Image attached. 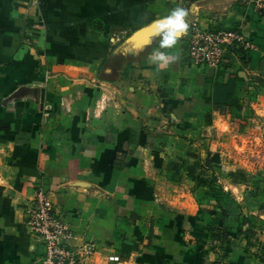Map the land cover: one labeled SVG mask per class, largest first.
<instances>
[{"label":"crops","instance_id":"0c3cea01","mask_svg":"<svg viewBox=\"0 0 264 264\" xmlns=\"http://www.w3.org/2000/svg\"><path fill=\"white\" fill-rule=\"evenodd\" d=\"M176 7L249 48L194 67L180 39L158 69L151 21ZM247 134L264 144V0H0V264H46L38 192L83 264H262L229 181Z\"/></svg>","mask_w":264,"mask_h":264},{"label":"built area","instance_id":"2783aa9c","mask_svg":"<svg viewBox=\"0 0 264 264\" xmlns=\"http://www.w3.org/2000/svg\"><path fill=\"white\" fill-rule=\"evenodd\" d=\"M182 58L191 66L218 68L233 52L245 51L248 42L238 31L205 30L190 24L181 37ZM46 196L38 192L27 210L26 224L43 243L46 264H76L75 253L61 246L71 237L69 227L56 219Z\"/></svg>","mask_w":264,"mask_h":264},{"label":"rangeland","instance_id":"374dc122","mask_svg":"<svg viewBox=\"0 0 264 264\" xmlns=\"http://www.w3.org/2000/svg\"><path fill=\"white\" fill-rule=\"evenodd\" d=\"M253 135L254 134H247L244 137H242L240 140H236L237 141L236 145L239 146L238 151H240V154L242 156L241 161L247 162L245 165L241 163V165L246 167L245 168L246 170L244 171L239 170L241 176L239 177L233 176V178L230 177L229 181L233 185L232 189L236 187L238 190V191L234 190L235 194H238L239 191L244 190L243 188V186H245L244 183H247L248 185L246 186L249 187L248 191L246 192V194L248 195L247 198H252L249 196L254 197L253 202L247 203V207L243 208L246 209V212L249 213L248 215L251 217L250 221L248 222L249 229L247 230V236H249L248 244L252 245L251 253L254 256V258H257L260 263L264 264V192L262 191V189L259 188L262 185L264 187V184H262V182H264V144H263V140L259 139L260 138L258 137L259 135L258 136H253ZM242 145H244L245 147L247 146L248 150L244 149ZM236 156H237V161L239 163L240 161L239 156L238 155ZM243 173L247 175H243ZM239 178H241V182L238 180ZM237 184H240L241 186ZM32 201L28 204V206L25 207L26 217H27V210L31 206ZM259 215L262 218H260ZM56 219L62 221L58 217ZM30 231L32 232L31 229ZM32 233L38 238H40L36 233L34 232ZM61 247H63L68 251H71V249L68 246L64 245ZM72 250L75 252V259H78V262L76 264H83L82 263L83 256H79L78 254H76V250H74L73 248Z\"/></svg>","mask_w":264,"mask_h":264},{"label":"clouds","instance_id":"9594fccd","mask_svg":"<svg viewBox=\"0 0 264 264\" xmlns=\"http://www.w3.org/2000/svg\"><path fill=\"white\" fill-rule=\"evenodd\" d=\"M189 12L184 7H176L167 15L151 21L153 36L158 37V46L149 54V61L158 69L165 68L176 58L167 50L173 49L190 27L187 20Z\"/></svg>","mask_w":264,"mask_h":264},{"label":"trees","instance_id":"16d2710c","mask_svg":"<svg viewBox=\"0 0 264 264\" xmlns=\"http://www.w3.org/2000/svg\"><path fill=\"white\" fill-rule=\"evenodd\" d=\"M231 173L233 174L234 172L231 171Z\"/></svg>","mask_w":264,"mask_h":264}]
</instances>
